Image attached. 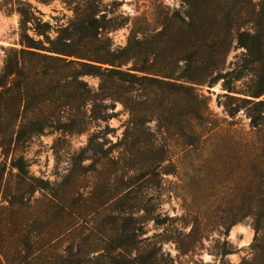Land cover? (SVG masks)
Listing matches in <instances>:
<instances>
[{
  "label": "rangeland",
  "instance_id": "374dc122",
  "mask_svg": "<svg viewBox=\"0 0 264 264\" xmlns=\"http://www.w3.org/2000/svg\"><path fill=\"white\" fill-rule=\"evenodd\" d=\"M94 1L0 0V72L23 33L43 38L30 23H45L55 38L92 12L112 47L138 39L151 63L188 45L190 17L204 16L198 32L214 26L225 2ZM20 10L32 11L24 31ZM235 13L182 54L189 61H174L175 87L119 85L71 68L44 85L48 98H32L17 97L8 77L0 85L1 230L11 221L38 243L61 232L59 248H80L85 264H264V94L254 103L225 96L264 89V70L257 49L238 45L250 26L237 27Z\"/></svg>",
  "mask_w": 264,
  "mask_h": 264
},
{
  "label": "trees",
  "instance_id": "16d2710c",
  "mask_svg": "<svg viewBox=\"0 0 264 264\" xmlns=\"http://www.w3.org/2000/svg\"><path fill=\"white\" fill-rule=\"evenodd\" d=\"M102 0H95V4ZM93 2V3H94ZM196 2V1H195ZM91 7L94 4L90 5ZM90 7V8H91ZM220 9L216 16V24L214 26L208 22L209 29L206 26L201 32L196 30L203 27V17L201 19L192 18L190 29L195 30L185 42L188 43L183 49L175 53H168L163 59L157 60L162 52L154 54L153 62H149L147 57L151 53V48H143L142 41L138 39L128 40L124 47H112V42L106 36L107 25L101 23V19H96L93 13H86L79 17L72 24V29L62 30V35L50 38L47 35L45 23H30L34 32L43 38H33L23 33L21 36V47L13 50L8 54L5 64L0 72V85L5 80L13 76V90L17 97L27 91L31 92V97L35 94L37 98H48L43 92V87L49 80L54 78L60 70L75 69L78 75L97 74L107 75L118 80L119 85L137 84L148 86L175 85L171 83L173 76V66L176 59L181 58L185 62L189 61V57L182 54L188 52L193 46H198L200 42L206 43L215 28L221 26V23L227 24L233 22L232 18H228L231 10H235L234 21L239 22L237 27L249 25L248 31L238 32V45L253 54L255 49L256 57L253 58L258 62L260 70H264V0L253 3L252 0H225L220 5ZM21 16V29H28V15H32L26 11H19ZM219 18V19H218ZM201 36V37H200ZM177 37V36H175ZM203 39V40H202ZM147 53V54H146ZM143 55V57L140 56ZM131 62V66L122 69L124 65ZM187 79L198 80L188 74ZM228 93L234 90L227 88ZM225 94L228 99L241 100L246 103H254L253 99L264 94V89L245 93L244 97H237ZM261 102V101H259ZM230 114L232 109L229 110ZM51 207V206H49ZM13 209L10 207V210ZM13 222L7 221L5 230L0 228V264H85L89 254L82 253L80 248L72 251V246L66 249H60L58 239L61 232L53 234L43 243L36 241V236L22 238L18 230H12ZM91 260V259H90ZM89 264H97L95 262ZM98 264H104L98 262ZM108 264H147L140 260H126L125 262H114V259L108 261Z\"/></svg>",
  "mask_w": 264,
  "mask_h": 264
}]
</instances>
